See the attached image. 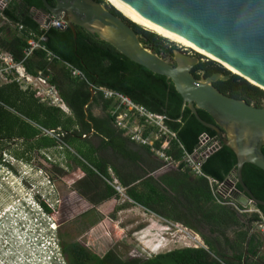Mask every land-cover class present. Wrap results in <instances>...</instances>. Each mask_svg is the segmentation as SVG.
I'll return each instance as SVG.
<instances>
[{"label": "trees", "instance_id": "obj_1", "mask_svg": "<svg viewBox=\"0 0 264 264\" xmlns=\"http://www.w3.org/2000/svg\"><path fill=\"white\" fill-rule=\"evenodd\" d=\"M48 1L55 4V0ZM95 1L104 4L130 25L142 39L144 48L164 59L172 58L176 51H180L167 39L132 24L105 0ZM18 2L20 4L9 3L2 14L10 22L23 24L26 28L22 34L16 31L4 34L2 31L5 26H0V47L11 52L15 60L20 62L28 46V33L42 32L43 22L41 19V22L36 21L39 18L31 16L30 11L41 10L43 1L18 0ZM76 31V36L69 27L50 28L46 32L49 37L48 47L58 55L53 62V71L44 50H36L24 61L29 74L37 76L40 71H44L46 75L51 76L52 84L57 86L72 114L43 103L37 93L24 91L15 82L0 86V141L16 143L19 141L27 145L26 151L15 150L14 158L29 161L30 157L25 156L26 152L56 146L65 148L66 145L70 150L68 156L86 175L76 182L73 193L57 208L41 200L40 192L37 193L35 199L43 208L41 212L47 214V217L59 218L60 208L71 204L83 202L84 205L85 203L88 205V201L94 206L92 210H95L110 201L119 200L121 198L119 193L106 180L111 178L109 173L111 167L126 188V195L130 199L126 206H139L169 221L182 223L200 233L206 245L176 248L145 258L124 259L114 249L100 255L80 242L59 234V238L52 240V249L49 247L48 249L55 254L56 250L61 249L62 264H262L253 259L264 261V256L261 255L264 246L263 233L258 230L260 232L251 236L248 248L246 245L250 236L248 224L255 228L258 224L264 223V206L255 207L261 213L240 214L234 207L219 203L208 180L195 176L184 162H181L179 168H174L168 163L162 164L151 160L149 155H155L151 147L132 146L134 144L132 140L114 124L115 115L110 112L115 108L113 103L103 99L102 94L93 96L88 82L119 92L153 113L166 116L168 128L171 133L176 134L177 139L163 137L156 142V146L161 149L167 139L169 148L165 153L175 161H182L185 152L193 153L202 134L218 137L216 131L202 125L187 107L184 108L183 99L171 80L132 62L97 35L80 27H77ZM63 62L82 70L88 82L74 78ZM192 73L197 79H201L202 76L208 78L217 73H221L222 76L230 75L226 81L215 82L216 89L232 98L244 100L247 104L263 107L264 90L231 74L216 60L199 62L192 69ZM94 104H102L107 112L103 116H96L89 110ZM198 114L205 122L215 124L205 111L198 110ZM53 129L61 135L53 137ZM0 153H4L2 149ZM116 154H122L127 160L122 164L123 168L119 166L118 160H113ZM145 163L152 164L151 168L146 167ZM237 164L235 152L222 145L202 164V171L217 181H224L230 174L236 172ZM140 166L142 170H139ZM159 171L166 173L159 174ZM243 180L254 197L264 201V169L253 163L245 164ZM238 189L242 191L239 184ZM239 204L242 206L241 202ZM123 208L124 206H116L114 211ZM98 221L96 218L92 222L95 224ZM37 235L41 237L39 233ZM40 249L37 247V250ZM43 249L44 246L41 250ZM52 264H58L57 255L52 259Z\"/></svg>", "mask_w": 264, "mask_h": 264}, {"label": "water", "instance_id": "obj_2", "mask_svg": "<svg viewBox=\"0 0 264 264\" xmlns=\"http://www.w3.org/2000/svg\"><path fill=\"white\" fill-rule=\"evenodd\" d=\"M41 20L50 23L61 17L77 35L76 28L97 35L132 62L171 80L196 119L216 131L221 145L231 148L238 164L233 178L241 186L242 205L264 206L243 180V166L253 163L264 169V108L232 98L214 86L230 75L221 73L197 79L192 69L199 64L197 55L176 51L174 61L165 60L143 47L135 30L104 4L95 0H42ZM144 27L168 38L185 39L232 66L235 74L264 90V0H113ZM115 8V7H113ZM116 9V8H115ZM117 10V9H116ZM118 11V10H117ZM124 18L125 16L118 11ZM217 61V60H216ZM221 63V62H219ZM198 110L208 113L215 124L205 122ZM246 223V220L242 218ZM250 236L258 231L248 224ZM264 237V234H263Z\"/></svg>", "mask_w": 264, "mask_h": 264}, {"label": "rangeland", "instance_id": "obj_3", "mask_svg": "<svg viewBox=\"0 0 264 264\" xmlns=\"http://www.w3.org/2000/svg\"><path fill=\"white\" fill-rule=\"evenodd\" d=\"M105 2L109 4L106 0ZM125 18L134 24L127 17ZM138 27L154 33L141 26ZM174 44L178 50H186L190 53L189 55L196 56V51L200 52L201 56H204L200 57L201 61L211 59L198 49ZM172 59L173 57L165 58L166 61H172ZM90 91L92 95L96 94L95 90L90 89ZM262 105L261 108H264V101ZM207 146L212 147V144ZM64 147L56 146L26 152L25 156L30 157V160L26 161V159H15L13 153L15 150L26 151L27 145L19 141L17 143L0 141V149L4 152L0 153V264H52V255L56 256V254L52 253L48 247L52 249V240L59 238V234L80 242L92 252L100 255L114 249L124 259L145 258L176 248L206 245L200 233L182 223L169 221L164 217L147 212L139 206H126V202L130 200L124 197L95 210H92L94 206L84 199L88 205L81 202L60 208L59 218L47 217V214L41 212L43 221L40 219L39 221H42V225L34 227V220L32 221L31 218H34L35 209L43 210L40 203H37L34 204V211H32L33 201L37 202L35 199L37 193L40 192L41 200L57 208L65 198L73 193L76 182L86 176L68 157L70 151L67 149L68 146ZM156 151L157 153L153 152L156 158L166 161L170 167L179 168L178 163L182 161H175L167 155L165 157L163 150ZM24 201L30 203L29 209H32L26 211L27 213L23 210L26 206H21ZM116 206H124V208L115 212ZM246 211L244 214L258 213L256 209L248 206ZM15 214L18 215L17 220L14 219ZM96 218L99 221L93 224L92 221ZM54 220L58 237L52 234L49 228V223ZM42 245L45 246L43 250H41ZM37 247L41 249L37 250ZM151 248L156 251L152 252Z\"/></svg>", "mask_w": 264, "mask_h": 264}, {"label": "built area", "instance_id": "obj_4", "mask_svg": "<svg viewBox=\"0 0 264 264\" xmlns=\"http://www.w3.org/2000/svg\"><path fill=\"white\" fill-rule=\"evenodd\" d=\"M9 3L10 0H0V13H2L5 8H7ZM17 25L19 30L23 32L25 29L24 25L20 23ZM66 27L67 24L61 17L57 18L53 16L50 23L48 24L46 23V20H44L42 23L41 33H36L33 31L28 33V46L25 48L24 58L20 62L15 60L11 52L0 47V86L15 82L24 91L29 90L37 93L43 103H46L50 106H58L63 110L70 112L71 110L61 97L59 89L57 86L52 84L51 76L46 75L44 71H40V74L37 76L31 75L28 73L24 64V61L39 49L46 52L49 62H54L55 59L58 58V55L48 47L47 41L49 37L46 32L50 28L62 29ZM63 63L66 68L71 71V75L74 78L88 82L82 70L76 68L68 62ZM90 87L96 91L97 95L103 94L104 98L114 100L116 103V105H114L115 108L111 111L113 115H115L114 124L116 127L123 130L124 134L131 140L151 147L152 152L157 153L156 150H163V155L166 157L165 150L169 148V142L166 139L161 149L156 146V142L161 140L163 137L177 139L176 134L171 133L168 128L166 116L153 113L151 110L135 103L129 97L119 92H114L113 90L107 89L105 87H95L93 84H90ZM60 130L61 128H59L58 131ZM60 135L61 134H58L56 129H53V137H59ZM220 142L221 141L218 137H212L207 133L202 134L199 138L198 147L191 154L185 152L182 162L186 164V167L190 169L194 175L198 177H205L209 181L213 195L219 203L230 205L242 214L247 212V206L256 209L255 206H253L252 201H250L247 205L240 206V202L238 200L244 199V195L243 192L238 189V181L233 178L235 172L229 176L230 178L228 177L224 181H217L207 176L202 171V164L208 160L219 148H221L222 145ZM210 143L212 144V147L207 146ZM180 146L183 147L182 145ZM180 165L181 163L179 162L178 166ZM114 187L120 195H124L125 190L123 187L119 186L118 184L114 185ZM256 212L261 213L257 209ZM17 216L18 215L15 214L14 219H16ZM33 223L34 227L35 225L39 227L42 225V222L39 221V218L34 219ZM55 229H57L56 224L52 221L51 230L53 231ZM257 229L264 233V223L258 224Z\"/></svg>", "mask_w": 264, "mask_h": 264}, {"label": "crops", "instance_id": "obj_5", "mask_svg": "<svg viewBox=\"0 0 264 264\" xmlns=\"http://www.w3.org/2000/svg\"><path fill=\"white\" fill-rule=\"evenodd\" d=\"M10 3H13V5L14 4H20L19 2H18V0H10ZM21 8H23V6H21ZM21 11V9H19V12ZM23 15H24V13H23ZM30 15L31 16H33L34 18L36 17V18H39V19H36V21H40V19L42 20L43 19V17H44V14H43V12H41V10H32V11H30ZM41 22V21H40ZM5 26L4 27V31H2V33H4V34H8L7 32H17V33H19V34H22V32H21V30H19V28H18V25L17 24H15V23H13L12 21L10 22V20L8 19V18H6L2 13H0V26ZM26 28V27H25ZM6 32V33H5ZM50 67L52 68V71H53V62L51 63L50 62ZM52 82V81H51ZM89 85H90V83H88ZM106 88V87H105ZM90 89H92L91 87H90ZM108 89V88H107ZM93 90V89H92ZM111 90V89H110ZM114 91V90H113ZM60 95H61V93H60ZM97 94H94L93 96H96ZM102 96H103V94H102ZM61 97H62V95H61ZM63 98V97H62ZM94 99V98H93ZM93 99H92V102H93ZM103 99H106L107 100V98H104V96H103ZM64 100V99H63ZM109 100V99H108ZM65 101V100H64ZM109 101H111L112 103H113V105H116V103L114 102V100H109ZM91 102V103H92ZM67 104V103H66ZM138 104V103H137ZM91 105V104H90ZM140 105V104H139ZM53 107H57V108H60V107H58V106H54L53 105ZM69 107V106H68ZM90 109V111L91 112H93L96 116H103L104 114H105V112H107L106 110H105V108L103 107V105L102 104H94L93 106H91V107H89ZM99 110H98V109ZM63 112H65V113H67V114H70V113H73L72 111H70V112H68V111H65V110H63L62 108H60ZM71 110V109H70ZM112 110H110V112H111ZM112 113V112H111ZM87 136V135H86ZM85 136V137H86ZM90 137L91 138H93V136L92 135H90ZM128 137V136H127ZM129 138V137H128ZM132 142L134 143L132 146L134 147V148H136L137 146H139V147H141L142 146V144H139V143H137V142H135V141H133L132 140ZM137 145V146H136ZM136 146V147H135ZM109 152L111 153L112 152V150H109ZM142 152L143 153H145L143 150H142ZM147 155V154H146ZM69 157V156H68ZM149 157H150V159L151 160H155V161H161V163L162 164H165V163H167L166 161H164V160H162V159H158V158H156L155 157V155H149ZM118 160V164H119V166L121 167V168H123L122 167V164L123 163H126L127 162V160L125 159V158H123V155L122 154H116L114 157H113V160ZM129 163H131L130 161H128ZM136 165V163L134 164V166ZM145 166L146 167H149V168H151L150 166H152V164H149V163H145ZM181 166V165H180ZM179 166V167H180ZM139 170H142V167L140 166V168H139ZM166 173V171H159V174H161V173ZM109 173L111 174V178H106V180H107V182H108V184L109 185H111L114 189H115V187H114V185H116V184H118L119 186H121V187H123L124 188V190H125V192H124V195H120V197L122 198V197H124V198H127V199H129L128 197H127V195H126V188L122 185V182L118 179V177L116 176V174H115V172H114V170L110 167L109 168ZM124 173V172H123ZM196 176V175H195ZM198 177V176H197ZM116 190V189H115ZM117 191V190H116ZM130 200V199H129ZM243 200V199H242ZM110 202H112V201H110ZM110 202H108V203H110ZM108 203H106L105 205H108ZM261 255H263L264 256V246H263V248H262V250H261ZM253 261H257V262H262V264H264V261H261L260 259H253Z\"/></svg>", "mask_w": 264, "mask_h": 264}, {"label": "bare ground", "instance_id": "obj_6", "mask_svg": "<svg viewBox=\"0 0 264 264\" xmlns=\"http://www.w3.org/2000/svg\"><path fill=\"white\" fill-rule=\"evenodd\" d=\"M110 5H112L113 7H115L118 11H120L125 17H127L129 20H131L134 24L141 26L143 28L144 27L139 21H137L136 19L132 18L128 13H126L120 6H118L113 0H106ZM147 30L153 31L154 33L174 42L177 43L183 47H187V48H195L200 50L201 52H203L204 55L210 57L213 60H217L218 62H221V64H223L225 67H227L228 69H230L232 71V73L238 74L237 71L230 65L226 64L225 62L221 61L220 59L216 58L214 55H212L211 53L207 52L206 50L199 48L198 46H196L195 44H192L191 42L185 40V39H173V38H168L152 29L146 28ZM144 30V29H143ZM149 32V31H147Z\"/></svg>", "mask_w": 264, "mask_h": 264}, {"label": "clouds", "instance_id": "obj_7", "mask_svg": "<svg viewBox=\"0 0 264 264\" xmlns=\"http://www.w3.org/2000/svg\"><path fill=\"white\" fill-rule=\"evenodd\" d=\"M37 204V202H35V201H33V210L32 209H29V206H30V203H28L27 201H24L23 202V204L21 205L22 207H24V206H26V208L25 209H23L25 212L27 211H29V210H32V211H34V206ZM36 210V212H34L35 214V216L33 215V217L34 218H31L32 219V221L34 220V219H37V218H40V216H41V210H40V208H37V209H35ZM37 213H39V214H37ZM54 222V221H53ZM23 223H25V221H23ZM49 227L52 229V222L51 223H49ZM56 233H57V229H55V230H53L52 231V234H55L56 235ZM57 236V235H56ZM143 244V243H142ZM147 244V243H146ZM150 246V245H149ZM151 247V246H150ZM146 248L147 249H150L149 247H147L146 246ZM151 251L152 252H154V251H156V250H153V248H151ZM34 252H36V251H34ZM56 255H57V259H58V264H62V262H63V259H62V261H60V259H61V256H62V251H61V249L59 248L58 250H56ZM55 256L54 255H52V259L54 258Z\"/></svg>", "mask_w": 264, "mask_h": 264}, {"label": "flooded vegetation", "instance_id": "obj_8", "mask_svg": "<svg viewBox=\"0 0 264 264\" xmlns=\"http://www.w3.org/2000/svg\"><path fill=\"white\" fill-rule=\"evenodd\" d=\"M56 4V3H55ZM54 4V5H55ZM53 5V4H52ZM44 18V17H43ZM181 52H184L185 54H190V53H188V52H186V50H180ZM172 62L173 63H175V61H174V57H173V59H172ZM204 77V76H203ZM205 78V77H204ZM96 96H98V95H96Z\"/></svg>", "mask_w": 264, "mask_h": 264}]
</instances>
